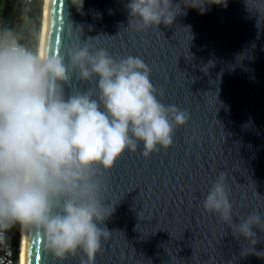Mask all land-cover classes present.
Segmentation results:
<instances>
[{"label": "water", "instance_id": "1", "mask_svg": "<svg viewBox=\"0 0 264 264\" xmlns=\"http://www.w3.org/2000/svg\"><path fill=\"white\" fill-rule=\"evenodd\" d=\"M127 2L48 1L43 51L63 55L87 41L114 57L139 56L158 99L190 114L167 150L144 158L141 144L104 173L114 211L95 264H264L242 255V238L203 208L224 172L234 221L264 215V0L205 4L203 14L189 7L171 26L144 31L127 28ZM254 231L261 239L255 251L264 253V233ZM25 264L61 262L44 252L39 231L26 229ZM63 264H80V255Z\"/></svg>", "mask_w": 264, "mask_h": 264}, {"label": "clouds", "instance_id": "2", "mask_svg": "<svg viewBox=\"0 0 264 264\" xmlns=\"http://www.w3.org/2000/svg\"><path fill=\"white\" fill-rule=\"evenodd\" d=\"M205 4L226 6V0H128L127 28L159 30L186 8L203 14ZM158 95L139 56L114 57L87 41L63 55L41 53L13 30L0 31V229L19 224L39 231L44 252L61 264L78 254L80 264H95L114 211L106 203L104 173L141 144L144 158L167 150L177 127L190 119ZM229 197L221 172L203 208L242 238V255L264 258L255 251L261 239L254 231L264 233V215L252 212L235 222Z\"/></svg>", "mask_w": 264, "mask_h": 264}, {"label": "trees", "instance_id": "3", "mask_svg": "<svg viewBox=\"0 0 264 264\" xmlns=\"http://www.w3.org/2000/svg\"><path fill=\"white\" fill-rule=\"evenodd\" d=\"M12 9L5 24L7 2L5 1L3 14L0 16V29H10L21 36L22 42L38 49V38L41 26V10L43 0H10ZM22 17V23L18 19ZM19 224L8 227V240L19 244Z\"/></svg>", "mask_w": 264, "mask_h": 264}, {"label": "built area", "instance_id": "4", "mask_svg": "<svg viewBox=\"0 0 264 264\" xmlns=\"http://www.w3.org/2000/svg\"><path fill=\"white\" fill-rule=\"evenodd\" d=\"M19 260L20 245L8 240V228L0 229V264H19Z\"/></svg>", "mask_w": 264, "mask_h": 264}, {"label": "bare ground", "instance_id": "5", "mask_svg": "<svg viewBox=\"0 0 264 264\" xmlns=\"http://www.w3.org/2000/svg\"><path fill=\"white\" fill-rule=\"evenodd\" d=\"M48 1L44 0L43 4V13H42V29H41V38L39 44V51L43 52V45H44V35H45V28H46V19H47V11H48ZM25 232L26 229L20 225V262L19 264H25Z\"/></svg>", "mask_w": 264, "mask_h": 264}, {"label": "rangeland", "instance_id": "6", "mask_svg": "<svg viewBox=\"0 0 264 264\" xmlns=\"http://www.w3.org/2000/svg\"><path fill=\"white\" fill-rule=\"evenodd\" d=\"M5 1L6 0H0V16L3 14ZM43 4H44V0H43ZM42 13H43V5H42V10H41V26H40V34H39V38H38V49H39L40 38H41ZM22 21H23L22 17L18 19V23H22ZM19 235H20V225H19ZM19 244H20V236H19Z\"/></svg>", "mask_w": 264, "mask_h": 264}, {"label": "flooded vegetation", "instance_id": "7", "mask_svg": "<svg viewBox=\"0 0 264 264\" xmlns=\"http://www.w3.org/2000/svg\"><path fill=\"white\" fill-rule=\"evenodd\" d=\"M12 9V4H11V6H10V10ZM10 12V11H9Z\"/></svg>", "mask_w": 264, "mask_h": 264}, {"label": "snow or ice", "instance_id": "8", "mask_svg": "<svg viewBox=\"0 0 264 264\" xmlns=\"http://www.w3.org/2000/svg\"><path fill=\"white\" fill-rule=\"evenodd\" d=\"M39 257H37V259H38Z\"/></svg>", "mask_w": 264, "mask_h": 264}]
</instances>
